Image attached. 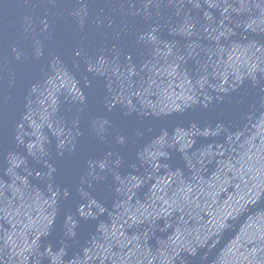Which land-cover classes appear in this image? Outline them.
Wrapping results in <instances>:
<instances>
[{
  "label": "water",
  "instance_id": "water-1",
  "mask_svg": "<svg viewBox=\"0 0 264 264\" xmlns=\"http://www.w3.org/2000/svg\"><path fill=\"white\" fill-rule=\"evenodd\" d=\"M0 264H264V0H0Z\"/></svg>",
  "mask_w": 264,
  "mask_h": 264
}]
</instances>
